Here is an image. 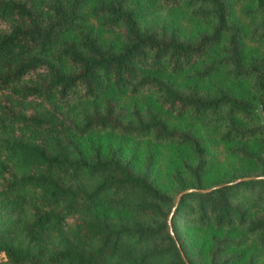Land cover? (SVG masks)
Wrapping results in <instances>:
<instances>
[{
    "label": "trees",
    "instance_id": "obj_1",
    "mask_svg": "<svg viewBox=\"0 0 264 264\" xmlns=\"http://www.w3.org/2000/svg\"><path fill=\"white\" fill-rule=\"evenodd\" d=\"M145 6L174 14L161 18ZM186 7L202 25L191 36ZM259 40L264 0H0V264H195L178 233L177 219L186 217L191 231L224 228L192 238L200 255L209 252L208 264H258ZM189 68L195 81L179 87L171 74ZM218 73L249 80V100L219 80L201 92L197 81ZM173 117L189 130L171 126ZM212 129L225 147V169L202 186L208 141L200 132ZM99 132L188 144L195 160L184 164L187 178L174 177L177 202L149 179L158 148L134 173L98 141L83 150L81 142Z\"/></svg>",
    "mask_w": 264,
    "mask_h": 264
},
{
    "label": "rangeland",
    "instance_id": "obj_2",
    "mask_svg": "<svg viewBox=\"0 0 264 264\" xmlns=\"http://www.w3.org/2000/svg\"><path fill=\"white\" fill-rule=\"evenodd\" d=\"M145 7L147 8V11L150 12V14H160L161 18L163 16L169 17L174 14V11H170L166 8L162 9L152 7L150 10L149 6ZM182 14L187 36H191L202 27L200 20L191 14L190 8H184V10H182ZM88 26L97 31L98 27L94 20H89ZM263 43V40H259L260 49L258 48V46L255 47L260 52H263ZM192 71V68H189L184 70L179 75L171 74V77L174 80L178 81L179 87H182L183 85L189 86L191 82L195 81L192 77H189ZM164 75L165 78L169 77V73H166ZM214 80H219L225 85L227 84L229 86V91L233 96L249 100L247 96L249 80H235L228 76L225 77L222 73H218L202 81H197L199 90L201 92L211 90V86ZM49 103L52 102L49 101ZM256 107H254V109H256ZM169 123L171 126H175V128L178 130H189V128H187L188 122L182 117H173L170 119ZM216 132L217 129L200 132L201 134L204 133V135H206V139L208 141V146H206L207 150L205 154V158L207 161L205 164V174H203L202 176V186L211 185L215 181L219 180L223 175V171L225 169L223 168V162L226 158V153L224 151L225 147L221 143L214 142L213 139L214 135H216ZM91 135L86 137L81 142L83 150H86L89 153V150H87V144L91 145L92 142L95 145L96 141H98V143H100V145L102 146L103 153H106L108 147H110V149L115 152L114 155H116L119 160L129 165L134 173H141L143 171L144 167L148 164L150 154L156 148H158V153L156 154V156L151 158V160H153V164L150 165L151 173L149 179L152 180L154 186L159 188L161 191L166 192L172 198H176V196L178 195L174 177L178 175L183 179L187 178L188 175L186 170L184 169V164L187 163L189 165H193L195 160L193 150L188 144L177 145L176 143L172 142L156 143L152 140L147 141L145 139L139 140L131 138L121 140L119 136L112 134L109 135L108 132H99ZM240 144V142H236L231 144V147H237ZM233 158H235V156H233ZM104 210L107 211V209ZM1 213L2 212L0 210V214ZM3 219H6V217H3ZM193 224L195 223L190 220L189 217L181 218L179 220L177 219L178 233L180 236H183L184 244L186 245V253L195 261V264H208L209 252L205 250L203 254L200 255L199 251L203 247L198 244L197 240L192 243V238L194 234L200 233L204 240H208L211 235H214L216 233L221 235L224 232V228H222V230H217V228H215L213 225H203L202 227H195L196 231H191V229L194 228ZM216 256L218 257V259H220L223 254H219ZM259 257L260 262L258 264H261L262 262H264V254Z\"/></svg>",
    "mask_w": 264,
    "mask_h": 264
},
{
    "label": "water",
    "instance_id": "obj_3",
    "mask_svg": "<svg viewBox=\"0 0 264 264\" xmlns=\"http://www.w3.org/2000/svg\"><path fill=\"white\" fill-rule=\"evenodd\" d=\"M254 112L256 113V115L258 116V119H259V122L260 124H264V114H263V109H262V106L259 102H257V107L256 109H254ZM188 190H184V192H186ZM181 193H179L176 198H175V202H177V200L179 199V196H180ZM171 214H172V210L170 211L169 215H168V219H167V222L169 223L170 221V217H171Z\"/></svg>",
    "mask_w": 264,
    "mask_h": 264
}]
</instances>
